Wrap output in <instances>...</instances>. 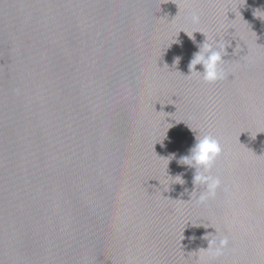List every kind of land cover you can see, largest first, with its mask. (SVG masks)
Segmentation results:
<instances>
[{
    "label": "water",
    "instance_id": "water-1",
    "mask_svg": "<svg viewBox=\"0 0 264 264\" xmlns=\"http://www.w3.org/2000/svg\"><path fill=\"white\" fill-rule=\"evenodd\" d=\"M208 133L198 205L178 158ZM0 264H264V0H0Z\"/></svg>",
    "mask_w": 264,
    "mask_h": 264
},
{
    "label": "clouds",
    "instance_id": "clouds-1",
    "mask_svg": "<svg viewBox=\"0 0 264 264\" xmlns=\"http://www.w3.org/2000/svg\"><path fill=\"white\" fill-rule=\"evenodd\" d=\"M189 20L193 25H196L200 21V16L197 12H192ZM226 48L227 45L219 40L209 43L206 39L199 50L193 54V58L189 63L190 74L187 76L196 74L201 77L205 83L209 84L225 79V72L221 65L227 62L224 59L225 54H228ZM177 60L179 61V58H177ZM197 65H202L203 71H198L196 68ZM222 152L223 148L220 140L213 134L208 133L196 135L193 145L188 149V153L178 158V163L180 165L194 170L192 179L193 185H202L204 188L199 196L196 197V203L198 205H206L210 200L215 199L217 191L221 187L220 176L213 175L211 170ZM174 155L175 154H173V156ZM171 178L177 181L175 184L183 185L185 183L183 173L177 174L174 178ZM185 191H187V189H185ZM191 194L195 195L194 191H192ZM216 235L217 234L214 233L208 236L216 237ZM206 240L208 241V246L204 251L214 256L222 255L224 249L228 245V239L226 237L219 238L218 240L215 238Z\"/></svg>",
    "mask_w": 264,
    "mask_h": 264
}]
</instances>
